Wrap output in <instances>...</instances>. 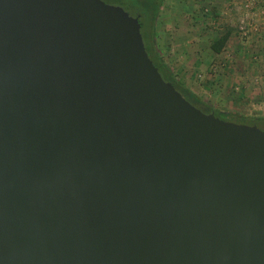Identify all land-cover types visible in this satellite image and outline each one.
Returning <instances> with one entry per match:
<instances>
[{
	"label": "water",
	"instance_id": "water-1",
	"mask_svg": "<svg viewBox=\"0 0 264 264\" xmlns=\"http://www.w3.org/2000/svg\"><path fill=\"white\" fill-rule=\"evenodd\" d=\"M0 264H264V129L188 101L120 5L0 0Z\"/></svg>",
	"mask_w": 264,
	"mask_h": 264
},
{
	"label": "rangeland",
	"instance_id": "rangeland-1",
	"mask_svg": "<svg viewBox=\"0 0 264 264\" xmlns=\"http://www.w3.org/2000/svg\"><path fill=\"white\" fill-rule=\"evenodd\" d=\"M192 2L164 0L161 4L155 43L167 68L214 109L247 117L264 116V0H254L248 6L244 0ZM177 4L178 9L185 6L183 13L197 19L191 23L196 30L186 32L183 20L191 16H179L178 28L182 31L175 30L174 40L167 42L164 37L170 29L164 32L161 26L171 22L174 16L165 11L172 12ZM241 20L244 29H240ZM227 31V42L216 54L209 45ZM258 127L264 129V125Z\"/></svg>",
	"mask_w": 264,
	"mask_h": 264
},
{
	"label": "trees",
	"instance_id": "trees-1",
	"mask_svg": "<svg viewBox=\"0 0 264 264\" xmlns=\"http://www.w3.org/2000/svg\"><path fill=\"white\" fill-rule=\"evenodd\" d=\"M108 3L122 6L130 14L137 16L140 23V31L143 37L144 45L149 57L154 65L158 68L162 77L171 82L175 88L192 104L205 112H213L216 116L229 120L234 119L240 123L255 124L257 126L264 125V116L247 117L238 113L214 109L207 105L202 98L193 92L185 83L179 80L165 64L163 57L159 54L156 39V21L158 19L161 4L164 0H104ZM229 37V31L220 35L210 43L212 51L219 53L224 47Z\"/></svg>",
	"mask_w": 264,
	"mask_h": 264
},
{
	"label": "crops",
	"instance_id": "crops-1",
	"mask_svg": "<svg viewBox=\"0 0 264 264\" xmlns=\"http://www.w3.org/2000/svg\"><path fill=\"white\" fill-rule=\"evenodd\" d=\"M194 1V3L192 2V4L194 5H196V3H205V2H203V0L201 1V0H193ZM206 1V0H205ZM221 3H222V5H225L224 4V2L223 1H221ZM230 4V2L228 3V5ZM193 7V6H192ZM185 8V6H182V7H179V9H178V4L176 5V7H175V10H173L172 12H168V10H166L165 11V14H167L168 16H174L172 19H171V22H169V23H165V25L163 26V24H162V26H161V29L164 31V29H167L168 27H169V31L167 32L166 30L164 31V32H167L169 35H167V36H165L164 38H166L167 39V42L168 41H172V40H174V34H175V30L177 31V30H179V31H182L181 29H179L178 27H180V25H181V19H179L178 17L180 16L181 18L182 17H184L185 15H187V14H185V13H187V12H185V13H183V9ZM194 8V7H193ZM195 9V8H194ZM197 13V11L195 12V14ZM160 15H161V11H160V13H159V16H158V19H159V17H160ZM189 15H190V13H189ZM189 15H187V16H189ZM191 16V15H190ZM192 16H194V15H192ZM192 16L190 17L191 19H188L187 21L185 20H183V22L185 23V27H186V32H189V30H191V29H195V26L194 25H191V23H192V21H197V19H192ZM158 19H157V21H158ZM157 21H156V26H155V28H158L157 27ZM172 21H173V23H172ZM179 21V22H178ZM161 22V21H160ZM160 22H158V26H159V24H160ZM172 28H174V31H172L171 29ZM182 28H183V26H182ZM157 30V29H156ZM196 30V29H195ZM172 33H173V35H172ZM185 36H187L186 34H185ZM165 39V40H166ZM197 44V43H196ZM216 54H219V53H216Z\"/></svg>",
	"mask_w": 264,
	"mask_h": 264
},
{
	"label": "built area",
	"instance_id": "built-area-1",
	"mask_svg": "<svg viewBox=\"0 0 264 264\" xmlns=\"http://www.w3.org/2000/svg\"><path fill=\"white\" fill-rule=\"evenodd\" d=\"M245 1V6L251 5L254 3V0H244ZM244 20H241V25H240V29H244L245 26H243Z\"/></svg>",
	"mask_w": 264,
	"mask_h": 264
}]
</instances>
